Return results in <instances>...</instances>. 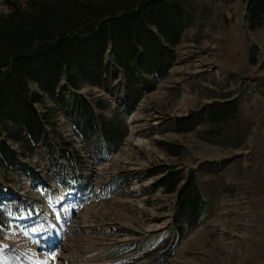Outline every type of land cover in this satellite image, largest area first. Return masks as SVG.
Here are the masks:
<instances>
[{"label":"rangeland","instance_id":"1","mask_svg":"<svg viewBox=\"0 0 264 264\" xmlns=\"http://www.w3.org/2000/svg\"><path fill=\"white\" fill-rule=\"evenodd\" d=\"M184 7L188 29L178 60L169 77L158 82L156 90L132 113L126 115L120 102L119 81L113 80L105 90L88 87L83 91L90 101L107 102L100 110L102 117L118 123L125 134L113 162L93 163L92 179L97 176L102 188L90 215L100 229L110 224L121 227L122 221L131 229L138 226L142 228L138 239L145 240L140 247L125 246L110 253L118 247V240L125 239L118 237L120 232L89 239L83 235L78 237L82 246L78 244L77 259L96 264H154L169 253L166 264H264V28L249 31L243 0H187ZM0 10L6 13L7 7L1 5ZM62 94L65 103L38 106L40 115L45 118L54 109L49 123L52 133L58 141L71 143L90 162L86 145L95 138L83 145L72 136L69 121H78L77 112L66 117L65 105L73 100L69 93ZM231 102L238 106L233 119L209 122V109ZM48 145L45 139L33 152L14 146L21 158L16 170L0 171L2 185L11 191L19 188L23 196L31 185L38 192L42 186L51 194L67 184L68 178L60 176L55 167L57 160L47 157L53 152L45 150ZM80 157L77 165H85ZM160 167L181 170L186 179L194 175L206 199L202 224L181 244L177 234L167 228L175 195L153 188L160 176H147ZM117 177L127 187L120 188L122 198L108 202L103 209L100 197L108 186L105 183ZM32 192L18 209L36 196ZM0 213L6 216L7 207L0 206ZM54 215L59 218L57 211ZM89 225L94 224L89 220ZM6 227L0 235L19 249L12 264L20 263V255L25 262L34 255V264H52V254L39 250L27 231L13 223ZM154 230L157 232L146 238ZM164 240H168L167 247L151 253ZM149 253L154 255L150 258ZM0 264L11 263L0 258Z\"/></svg>","mask_w":264,"mask_h":264},{"label":"trees","instance_id":"2","mask_svg":"<svg viewBox=\"0 0 264 264\" xmlns=\"http://www.w3.org/2000/svg\"><path fill=\"white\" fill-rule=\"evenodd\" d=\"M186 1L0 0V7H7L6 13L0 10V171L15 170L14 146L33 152L41 144L54 109L43 118L37 105L65 103L61 92L69 93L80 107L82 119L75 128L82 140L89 143L102 134L105 151L114 155L125 134L91 104L101 110L107 102L90 101L83 91L105 90L113 80L119 81L127 113H132L158 82L169 77L174 51L188 29ZM243 1L249 31L264 28V0ZM237 110V103L231 102L209 109L207 116L209 122L220 124L233 119ZM159 175L156 187L177 197L173 231L181 244L202 224L206 199L194 175L186 179L183 171L163 167L148 174ZM6 193L0 182V197ZM0 226H7L1 213ZM167 245L164 240L151 253ZM169 257L168 253L154 264H166Z\"/></svg>","mask_w":264,"mask_h":264},{"label":"bare ground","instance_id":"3","mask_svg":"<svg viewBox=\"0 0 264 264\" xmlns=\"http://www.w3.org/2000/svg\"><path fill=\"white\" fill-rule=\"evenodd\" d=\"M178 53H179V49L176 50L174 64L178 60ZM64 111H66L65 113H66L67 118L70 116L72 118V113H73L72 103H68V105L64 108ZM75 117H77L79 120L78 113ZM76 122L77 121H74V120L69 121V126L72 132V136H74L79 143H82L84 145L81 138L74 131L73 124ZM134 133L135 132H133V134ZM50 136H52V134ZM48 142L54 145L53 148L56 149L55 147L56 144L54 141L50 140ZM68 144H71V143H68ZM88 148H90L93 151L91 147H88ZM88 148L87 150L90 154L89 158L91 159L90 162H87L84 159H82L77 149L76 148L72 149V146L70 148L61 149L60 151H58L56 155L57 162H56L55 167H58L59 169L58 174L60 176H65L68 178V183L63 184L58 189V191H52L50 196L53 200H57L58 198L63 197L64 190L65 191H69V190L75 191V194H72L73 195L72 198L74 199H71L70 201H68V203H71L72 201H74L75 206L77 207L75 212H72L69 217L70 220L67 222L64 235L57 239L58 240L57 246H58V249L60 250L59 252L62 253L64 256L63 264H75V260L77 259L75 253L77 250H79L78 244L82 246V243L78 239V237L85 235L86 238L89 239L92 235H96V234L112 237L114 231L116 233L122 232V229L124 228L123 225L119 227L117 224H115L118 226L116 227L114 224H110L109 226H107V229H102V228L100 229L99 224L96 223L95 219L90 215L91 214L90 209L94 207L95 205L94 202L99 198L100 190L102 188V187H99L98 179H96L97 176L93 177L92 179V176L94 174L93 163H95L96 161H97V164H98V161L107 162L108 159L101 158L99 155V151L96 150L92 152ZM47 149L48 148H46L45 150ZM73 150L76 152V154L73 152ZM74 155H76V159L74 158ZM54 156L52 155L51 157L55 158ZM77 156L80 157L83 161H85V165H83V163H81L80 165H75V171H74V169H72L70 166L68 167V165H70L68 162L71 161V165H72V161L78 162L79 158ZM112 182L113 181H111V179L109 178L105 184L109 185ZM134 192L135 191H132L131 193L133 194ZM138 194L141 195V190L138 192ZM42 214L45 216L49 214V211L45 209V211L42 212ZM89 220L94 225L90 226ZM109 240L110 238L105 240V243H107ZM127 243H129L128 238L120 239L117 241V246L122 247L126 245ZM89 247L91 246L86 247V249L88 248L87 250H90L91 248Z\"/></svg>","mask_w":264,"mask_h":264},{"label":"built area","instance_id":"4","mask_svg":"<svg viewBox=\"0 0 264 264\" xmlns=\"http://www.w3.org/2000/svg\"><path fill=\"white\" fill-rule=\"evenodd\" d=\"M75 165H77V161H72V165H69L75 171Z\"/></svg>","mask_w":264,"mask_h":264}]
</instances>
